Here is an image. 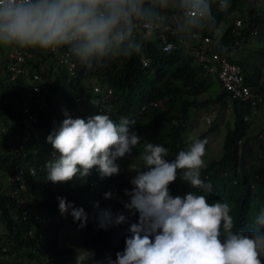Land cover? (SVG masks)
<instances>
[{"label":"trees","instance_id":"trees-1","mask_svg":"<svg viewBox=\"0 0 264 264\" xmlns=\"http://www.w3.org/2000/svg\"><path fill=\"white\" fill-rule=\"evenodd\" d=\"M168 1L143 0L142 7L147 10L143 18L155 21L164 14L163 7L167 6ZM220 1L209 0L206 14L190 23L183 0H171L180 24L179 35L170 38L175 49L161 51L156 34L152 33L149 37L147 33L135 34L131 30L130 36L115 47L111 44L104 55L94 56L87 62L80 59L76 77L70 82L66 81L63 70L56 74L52 68L55 59H52V67L47 70L42 65L50 56L54 58L52 53L48 51L42 55L37 52L35 58L30 60V70L37 71L42 76V82L28 101L27 83L22 76H11L7 71L0 76V118L2 128L6 129L7 142L0 143V175L7 176L9 181L8 177H15L18 168L23 166L26 181L25 189L18 191L20 196L0 190L1 242L8 248L5 253L8 258L0 254V264H75V261L66 262L58 247V234L68 227L83 233L79 239L83 249H98L105 261L115 259V254L123 251L127 235L121 232L129 231L130 227L127 213L122 212L127 217L124 223L103 230L98 228L99 210L95 209L90 214L87 212V226L81 228L80 222L74 221L71 215L60 213L57 197H66L77 208H84L81 199L91 189L95 190V198L100 199L103 191L114 184L117 186V196L123 201L128 200L124 196V189L132 188L130 180L136 175L130 177L127 173L128 159L120 162V174L111 178L102 179L94 169L83 180L74 178L56 184L47 180L44 164L54 149L46 143V137L65 119L63 110L70 109L71 112L79 106L82 107L80 118L108 114L117 123L121 117L135 120L130 130L137 132L142 139L141 144L131 152V161L143 165L140 152L145 142L163 145L169 151L167 159H175L179 151L184 150L195 111L203 109L206 112L218 104L217 119L223 112H228L227 121L232 119L233 125H227L219 159L200 169L201 179L211 183L212 189L193 188L179 177L184 170H178L176 181L169 186L170 194L183 197L191 191L205 194L209 203H227L233 219L232 232L252 238L264 235V224L258 221V217L264 213V126L259 129L260 134L255 132L256 129L249 132L251 117L260 110L264 115V107H259L258 113L253 114V106L231 97L220 80L221 91L211 94V74L196 62L190 40L191 33L195 31L200 32V38L209 35L215 40L214 31L225 23L219 40L228 49L220 48L218 53L223 55L233 50L241 51L251 37L261 41V46L254 45L255 49L250 50L248 56L239 61L230 57L228 60L241 66L245 84L251 87L252 92L264 96V0L259 6H256V0H223L224 7L220 6ZM239 17L243 21V33L237 37L231 30L234 20ZM251 30H256V33L251 35ZM180 38L188 44L184 45ZM235 38L241 41L240 48L234 47ZM145 56L150 62L142 67L140 59ZM95 82L101 88L99 93H93ZM12 83H22V86L19 85V90H16L11 87ZM106 87L111 89L110 95L104 94ZM60 100L69 107L65 109ZM151 102L158 104L153 106ZM25 107L37 117V121L24 146L20 147L24 136L21 110ZM213 129L211 125L209 131ZM38 165L43 166L34 175L28 174L30 166ZM17 185L14 182L11 187L17 188ZM254 209L259 214L254 224L252 221V228L251 214ZM100 210L105 208L100 207ZM47 218L50 219L47 221ZM30 229L35 231L33 236L27 234ZM38 235L41 236L39 241L36 239ZM220 239L222 242L226 239L223 222ZM24 256L28 257L27 261L23 260Z\"/></svg>","mask_w":264,"mask_h":264},{"label":"clouds","instance_id":"clouds-1","mask_svg":"<svg viewBox=\"0 0 264 264\" xmlns=\"http://www.w3.org/2000/svg\"><path fill=\"white\" fill-rule=\"evenodd\" d=\"M142 3L143 0H0V45L39 49L73 45L76 55L87 62L131 35L133 18L147 12ZM183 3L191 17L201 18L209 7L206 0ZM63 115L65 119L46 137V143L54 149L53 159L50 154L46 163L48 181L56 184L74 178L83 180L94 169L102 179L111 178L120 174V162L125 158L129 161L127 173L130 177L136 174L130 180L132 188L124 189L128 200L114 195L110 186L102 198L111 200V204L100 210L99 202L94 203L99 210V229L120 225L127 217L131 223L123 251L117 252L115 259L109 258L108 264H262L264 235L252 238L232 232L233 219L227 203H209L205 194L191 191L183 197L170 194L169 186L176 181L178 170H184L181 178L193 188L212 189L211 183L201 179L200 172L206 139L191 141L172 160L167 159L166 147L145 142L140 152L143 167L138 170L139 164L131 161V152L142 139L130 130L135 120L121 117L117 123L108 114L84 119L66 110ZM57 200L62 215H71L81 228L87 226L89 215L83 207L77 208L66 197ZM258 214L257 209L252 211L250 227L254 228L252 221L254 224ZM258 221L264 224V213ZM222 222L226 233L223 242ZM95 256L94 250L81 249L75 264H89Z\"/></svg>","mask_w":264,"mask_h":264},{"label":"built area","instance_id":"built-area-1","mask_svg":"<svg viewBox=\"0 0 264 264\" xmlns=\"http://www.w3.org/2000/svg\"><path fill=\"white\" fill-rule=\"evenodd\" d=\"M262 0H256V6H259ZM223 1H221V6H223ZM189 9H186V15L190 23H193L196 18L189 15ZM201 17V16H200ZM179 19L176 12L172 11L169 15H161L157 17L155 21L147 20L140 16L139 20L133 19L132 31L133 33H147V34H156L159 39V45L161 51L167 52L176 48L175 44L170 40L171 37L179 35ZM242 27L243 21L240 18L235 19L234 26L232 27V33L234 35L242 36ZM256 30H251L250 34L254 35ZM200 32H192L190 35V40L193 42L192 54L195 56L196 62L199 63L208 74H213L220 80L223 88L230 93L231 97L238 99L241 102L250 103L253 106L252 113L256 114L259 111V107H264V96L257 95L252 92L251 87L245 84L242 68L239 64L231 62L228 60L227 54L218 53V49H228V46L223 45L219 39L212 40L209 35H205L202 38ZM244 38V37H243ZM181 42L184 45L188 43L186 40L180 38ZM234 47L240 48L242 43L239 39L235 38L233 41ZM117 43H113V46H117ZM188 47V46H187ZM49 52L53 54L54 59L60 67L64 69L66 73V81L70 82L73 78L76 77V68L80 58L73 51V45H64L57 48L49 49ZM33 55L25 50L16 49L15 52L10 53L9 61L7 63L6 71L11 76H22L27 83L28 90V101L30 98H33V93L37 92L39 89L38 84L42 82V76L37 72L30 70L31 65L30 60ZM142 67H146L150 59L148 57H142L140 59ZM264 77V75H263ZM262 77V78H263ZM99 87L94 86L93 91L95 93L100 92ZM111 89L106 87L104 94L110 95ZM35 100V99H34ZM153 106L157 105V102H151ZM72 111L71 113H73ZM21 123L23 124L24 136L20 141V147L24 146L25 141L30 136L31 131L33 130L34 124L37 121V117L30 113L27 107L21 110ZM246 119V117H245ZM207 122L209 119L207 118ZM131 157V155H128ZM51 159H53V153L51 154ZM121 159V158H120ZM120 159L117 160L119 164ZM41 168V165L30 166L28 168V174L34 175L37 170ZM23 166L18 168V173L15 177H8L10 181L9 191L16 195L19 194V190L25 189L26 181ZM19 177V178H18ZM18 183V187L12 186L13 183ZM117 194V186L112 184L111 189L109 190ZM108 192V191H106ZM105 192V193H106ZM25 214V212H24ZM25 217V216H24ZM50 218H47V221ZM35 231L32 229L28 230L27 234L33 236ZM1 238V231H0ZM41 238L40 235L36 238L39 241ZM8 251V248L5 244L0 241V254H4ZM5 257L8 258V255L5 254Z\"/></svg>","mask_w":264,"mask_h":264},{"label":"rangeland","instance_id":"rangeland-1","mask_svg":"<svg viewBox=\"0 0 264 264\" xmlns=\"http://www.w3.org/2000/svg\"><path fill=\"white\" fill-rule=\"evenodd\" d=\"M208 1L209 0H206V2H208ZM166 5H167L166 7H163V9L165 10L163 12L164 13L163 15H165V16L169 15L170 12L173 11L174 3H172L171 0H169L166 3ZM234 14L237 15L238 13L234 12ZM221 25H222L221 27H219L215 30L216 39L220 38L221 31L226 26L225 23H222ZM151 35L152 34H149V37H151ZM261 44H262L261 41L257 40L255 37H251L243 45L241 51L233 50L231 53L227 52L226 54L228 57L231 58V60L239 61V60H241V58L248 56V53H250V50L253 51V49H255L254 45L255 46H261ZM16 49H22V50H25V51L31 53L33 55L32 59L35 58V55L37 52H41L42 55H45L49 51V49H39V48H34V47H33V49H35L36 51L33 50L32 48L29 51V47H21V46L15 45V44H13V45H0V76L5 75L7 63L9 61V55H10V53L15 52ZM52 59H54V58H52L50 56L48 60H44V62L42 63V65H44L46 67V70L52 67V64H51ZM252 67H254V66L252 65ZM52 68H54V70L56 71V74L61 73L62 70L64 71L63 68L59 67V65L56 61L53 62ZM211 79H212L213 84L210 87L211 88L210 92H211V94L215 95L216 93L221 91V87H220L219 80L217 79V77L215 75L211 74ZM21 84H19V85H21ZM19 85L12 83L11 87L12 88L14 87L16 90H19ZM93 85L100 88L99 84H97V83L93 84ZM93 93H94V91H93ZM59 103H61L64 108L69 107L67 104H65L64 101L60 100ZM67 110H69L67 112L71 115L70 109H67ZM64 111L65 110H63L62 113ZM73 111H74V115H73L74 117L75 116L76 117L81 116L82 107L79 106L76 109H74ZM217 112H218V104H215L214 107L209 108L206 112L203 109H201V111L200 110L195 111V113H194L195 117L193 118V120L191 122L190 130L187 132L188 137L186 139V144H185L184 149L193 140L206 139L208 141V143L205 146V154L202 157V159L204 161V164L202 167L206 166L211 161L219 159V157L222 154V143H223V139H224V136H225V133L227 130V125H229V126L233 125L232 119H229L227 121V118L229 117L228 112H223L222 114H220V117H218V119L216 117ZM207 118L209 119V122H207ZM251 121H252V124H251L249 132H252L256 129L255 132H258L260 134L261 132H259L260 131L259 129L262 126H264V115L262 114V111L260 110L258 114L253 115L251 117ZM211 125L214 127V129L209 131V128L211 127ZM204 132H206V134L204 136H201V134ZM5 141H6V129L2 128L1 118H0V143L2 144ZM5 143H7V142H5ZM252 146L255 147V144L253 143V141H252ZM49 160H50V158L48 159V161ZM250 165H249V168L254 170L253 167ZM139 167H140V169L143 167V165H141L140 162H139ZM258 175H259V173H258ZM179 177L181 178L180 173H179ZM260 177H258V178H260ZM10 184L11 183L7 180V176H1L0 175V190H7L9 192ZM16 196H20V195L16 194ZM81 201L84 204L85 211L89 212V214L93 210H95V208H94L95 202H99L100 207H104V208L111 204V200H106L102 197L100 199L95 198V190H93V189H91L88 192V194L86 195V197L81 199ZM130 224L131 223H129V226H130ZM0 228H2V227L0 226ZM121 233L126 234L127 236L130 234L128 230L127 231L122 230ZM82 235H83L82 232H80V233L75 232V230H73L72 228H69V227L59 232V234H58V247H59V250L63 252V256L66 257V262H69V263L74 262L79 251L81 249H83V247L81 246V244L79 242V239L81 238ZM94 251L96 253V256L94 258V261L89 262V264H108V261H105L103 259V256L101 255V252L98 249H95ZM262 254L264 256V252H262ZM27 258H28L27 256H24L23 260L27 261Z\"/></svg>","mask_w":264,"mask_h":264}]
</instances>
